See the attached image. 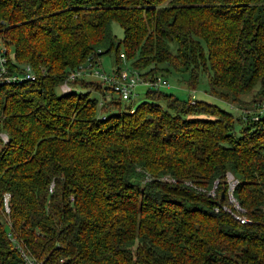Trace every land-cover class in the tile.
<instances>
[{
	"label": "trees",
	"instance_id": "16d2710c",
	"mask_svg": "<svg viewBox=\"0 0 264 264\" xmlns=\"http://www.w3.org/2000/svg\"><path fill=\"white\" fill-rule=\"evenodd\" d=\"M0 44L36 74L0 84V264H26L8 235L40 264H264V112L147 87L132 106L85 73L57 91L111 54L110 74L264 103V0H0ZM225 172L248 222L213 210Z\"/></svg>",
	"mask_w": 264,
	"mask_h": 264
},
{
	"label": "built area",
	"instance_id": "2783aa9c",
	"mask_svg": "<svg viewBox=\"0 0 264 264\" xmlns=\"http://www.w3.org/2000/svg\"><path fill=\"white\" fill-rule=\"evenodd\" d=\"M5 48L0 44V84H20L25 81H34L36 78L35 71L31 69V67L27 64H22L18 68L11 70L6 66V59L4 56ZM85 73L88 75L95 76L104 80L105 82L111 83V87L114 91H116L121 99L126 100L129 98L132 93L135 91V88L139 85L145 86L151 89H157L162 87H168L169 84L163 78H153L149 80H145L139 78L133 72H129L126 70L125 67L119 68L115 73H111L109 75H105L102 72L96 69H89L88 65H84L83 67L79 66L77 69L70 71L67 75L65 80L58 84L57 88L60 93H67L70 89L67 80H71L80 74ZM194 99L193 93L189 95V101L192 102ZM251 118L255 119V113H262L264 112V103H258L254 109H251ZM248 113V112H245ZM0 138L4 141L5 136L0 134ZM224 182H225V204H221L215 206L213 208L214 211L218 209L227 212L230 214L237 222L244 223L248 222V219L242 214L244 211L243 209L236 203L235 199L232 196V190L234 185L236 184V180L232 177L229 172L224 173ZM215 186L216 181L212 182V185L209 189L204 191V194L210 198H213L215 193ZM200 191L203 189L197 188ZM6 194L3 195L2 199V206L3 210L7 212V203H6ZM8 239L13 243V247H15L21 257L23 258L26 264H40L39 261H35L29 257H27L23 251L20 249L18 243L15 239L12 238L11 235H8Z\"/></svg>",
	"mask_w": 264,
	"mask_h": 264
},
{
	"label": "rangeland",
	"instance_id": "374dc122",
	"mask_svg": "<svg viewBox=\"0 0 264 264\" xmlns=\"http://www.w3.org/2000/svg\"><path fill=\"white\" fill-rule=\"evenodd\" d=\"M111 32L115 36V38H120L121 33L119 27L115 23L110 24ZM11 54V50L9 49V55ZM113 56L111 54L109 55H103L99 58V66L100 69L105 74H110L112 66H113ZM124 62L121 61L119 64V68H123ZM99 68V67H98ZM167 80V83L169 84L168 87H162L161 90L166 93H171L175 95L176 97L180 99H184L191 95L193 93V97L197 98L198 100H204L207 103L214 104L218 108L222 109L225 112H230L235 116L236 112L237 115H239V110H242L244 112L252 113L251 109H254L258 102L256 101L254 106L250 103V100L252 99V96L254 94V88L247 93L244 94H238L236 96V100L230 101L229 97L226 100H219L216 99L206 93V83L205 79L203 77H200L199 81L196 83L194 88L187 89L183 74H178L177 72H173L171 69H169L168 73L164 75V77ZM146 87L139 85L135 88V91L137 95L132 96L131 99L128 102H131L132 106L138 103L142 97L143 93L145 91ZM58 91V90H57ZM190 102V101H189ZM126 102H122L121 104H124ZM260 103V102H259Z\"/></svg>",
	"mask_w": 264,
	"mask_h": 264
},
{
	"label": "crops",
	"instance_id": "0c3cea01",
	"mask_svg": "<svg viewBox=\"0 0 264 264\" xmlns=\"http://www.w3.org/2000/svg\"><path fill=\"white\" fill-rule=\"evenodd\" d=\"M135 95H137V93H136V92H134V96H135Z\"/></svg>",
	"mask_w": 264,
	"mask_h": 264
}]
</instances>
